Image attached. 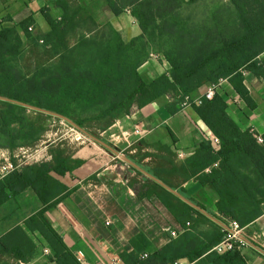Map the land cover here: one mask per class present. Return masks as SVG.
<instances>
[{
    "label": "trees",
    "instance_id": "16d2710c",
    "mask_svg": "<svg viewBox=\"0 0 264 264\" xmlns=\"http://www.w3.org/2000/svg\"><path fill=\"white\" fill-rule=\"evenodd\" d=\"M197 1L106 0L115 15L129 8L139 23L142 34L126 43L111 23L99 24L76 0H55L63 14L54 19L47 8L43 9L49 33L36 36L29 31L33 18L20 24L28 50L16 27L0 28V97L66 117L95 137L134 109L141 110L165 96L173 99L170 109L174 114L186 96L192 97L201 87L225 78H231L239 95L254 109L241 71L264 77V0H228L232 9L221 6L222 11L213 16L214 25L198 21L195 15H184ZM152 53H161L171 69L148 82L139 68ZM193 109L219 140V148L205 141L183 164L162 157L157 167L147 171L173 190L181 185L171 181L174 176L183 182L200 180L219 196L213 217L224 225L235 220L245 228L264 215V135L260 144L250 130H242L227 113L226 101L219 94ZM26 111L38 119L45 115L0 100L1 149L33 145L43 133L35 121L26 119ZM163 149L171 152L169 147ZM49 155L50 161L23 166L0 179V208L29 188L43 204L24 222L25 227L16 226L0 238V264H28L33 259L37 245L27 231L44 238L53 252L50 259L57 264H81L46 213L70 193L60 178L80 169L84 161L69 156L62 143L51 146ZM147 158L154 161L157 157L147 153L143 159ZM164 161L172 168L166 169ZM135 163L140 166V162ZM207 169L210 171L205 172ZM136 173L142 179L128 185L137 197H156L183 231L176 237L170 234L171 241L154 251L143 235L133 238V250L119 255L123 264H175L183 260L247 264L242 250L213 251L226 235L222 226L154 180ZM91 180L98 182L96 176ZM179 193L184 194L182 190Z\"/></svg>",
    "mask_w": 264,
    "mask_h": 264
},
{
    "label": "crops",
    "instance_id": "0c3cea01",
    "mask_svg": "<svg viewBox=\"0 0 264 264\" xmlns=\"http://www.w3.org/2000/svg\"><path fill=\"white\" fill-rule=\"evenodd\" d=\"M54 2L55 0H0V28L16 27L26 43L20 24L33 18L35 35L44 36L49 33L50 26L43 15V9L47 8L54 19L61 18L63 14L61 7ZM76 3L86 8L99 24L111 23L126 43L142 34L139 23L129 8L124 9L120 15H115L106 0H76ZM152 54L139 68V73L148 82L169 74L171 69L161 53ZM241 74L243 86L255 105L254 109L239 95L231 78L219 81L216 94L224 98L227 113L242 130H254L263 136L264 77L246 69ZM208 87L209 85L201 87L192 97L201 96ZM173 102V99L165 96L137 110L141 124L147 131V153L157 157L154 161L145 159V162L151 163L152 168L157 167L162 157L172 159L176 165L183 164L205 141H211L216 149L219 148L214 141V134L193 107H177L178 111L173 114L170 109ZM163 146L169 147L171 152H167ZM2 155H6V151H0V157ZM164 162L166 169L172 168V165ZM209 171L207 169L205 172ZM93 176L98 179L97 183L91 180ZM170 179L181 184L175 191L182 190V196L208 214H217L216 203L219 196L212 187L202 186L196 178L187 182H183L179 176ZM60 181L68 187L70 193L56 208L48 211L46 217L68 248L76 257L82 258L83 264H123L119 255L133 250L130 243L133 238L143 235L149 249L154 251L171 241L172 230H180L175 218L156 197L139 199L129 187L128 181L110 168L91 173L71 185L63 178ZM42 208L43 204L31 188L16 197H10L0 208V238L16 226L25 227L24 222ZM108 219L115 222L110 227L106 226ZM27 232L37 245L36 253L28 264H57L50 259L53 252L44 238L38 232ZM243 234L256 246L242 250L247 264H264V215L245 227Z\"/></svg>",
    "mask_w": 264,
    "mask_h": 264
},
{
    "label": "rangeland",
    "instance_id": "374dc122",
    "mask_svg": "<svg viewBox=\"0 0 264 264\" xmlns=\"http://www.w3.org/2000/svg\"><path fill=\"white\" fill-rule=\"evenodd\" d=\"M221 6L232 9L230 8L231 5L228 0H199L188 6L184 10V15H195L198 21H208L211 25H214L216 20L213 16L218 15L222 11L220 9ZM231 20L232 17L228 21ZM27 44L24 47L25 49L28 48ZM261 58H264V54ZM25 117L30 121H35L34 123L37 124V127L43 133L33 145L14 150L0 148V151H6V155L16 164L26 166L43 161H50L49 149L53 145L62 143L63 148L66 149L69 156L84 161V165L80 169L63 178L70 185L104 168L114 170L128 182L142 179L136 173L138 170L63 119L49 114H45L42 118L38 119V116L31 111H26ZM114 125L116 126H112V129L109 128L107 131L100 133L97 138L115 148L122 155L129 158L132 157L136 162H140V166L144 169H151V163L145 162L143 159V156L147 154L148 143L145 141L147 133L141 131V128L144 129V126L141 124V117L137 114V109L132 111L129 118L126 116ZM14 128L19 127L16 126ZM139 131L140 133H138ZM2 142L6 145V141ZM0 162H3L2 159H0ZM142 176L146 177L144 174Z\"/></svg>",
    "mask_w": 264,
    "mask_h": 264
},
{
    "label": "built area",
    "instance_id": "2783aa9c",
    "mask_svg": "<svg viewBox=\"0 0 264 264\" xmlns=\"http://www.w3.org/2000/svg\"><path fill=\"white\" fill-rule=\"evenodd\" d=\"M29 31L35 32L36 31L35 27L31 26L29 28ZM218 85H219V83L215 84V85H210L208 87V89L201 96H199L197 98H193L191 96H186L184 101L179 105L180 108L193 107L194 105L199 106L203 103L204 99L212 100L216 95ZM141 131L143 133H147L145 128L144 129L141 128ZM138 133H140V131ZM251 133L253 134L254 138H256L258 140V142L260 144L263 143V136L261 134H259L258 132L254 131V130H251ZM214 141H215V143L219 144V140L216 137L214 138ZM0 159H2V161H3V162H0V179L5 177L9 173L16 171V170H19L21 167H23L22 164H16L15 162H13L7 155H2L0 157ZM114 223L115 222L113 219H108L106 221V226L110 227ZM225 226L229 227L230 230L223 227L226 231V235L224 236L223 240L213 248V251L217 252L218 254H225V253L233 251V250H243L245 248L250 247V245L242 239V237L244 236V234H243L244 228H242L237 221L230 220L228 222V225H225ZM182 231L183 230L180 228V230L178 232L172 230L170 232V234L172 237H176ZM46 252H48V250H46ZM146 257H147V254H144L143 258H146ZM77 259L81 264H83L82 258L80 259L79 257H77ZM112 264H119V263H112ZM175 264H197V263L196 262H188L186 260H183V261H178Z\"/></svg>",
    "mask_w": 264,
    "mask_h": 264
},
{
    "label": "water",
    "instance_id": "95a60500",
    "mask_svg": "<svg viewBox=\"0 0 264 264\" xmlns=\"http://www.w3.org/2000/svg\"><path fill=\"white\" fill-rule=\"evenodd\" d=\"M0 100L3 101H7V102H11L17 105H22L25 107H28L30 109L45 113V114H49L52 115L54 117L63 119L65 121H67L71 126H73L74 128H76L77 130H79L80 132H82L83 134L89 136L90 138H92L95 142L99 143L101 146H103L105 149H107L108 151H110L111 153H113L114 155L120 157L121 160L125 161L126 163H128L130 166L134 167L136 170H138L139 172H141L142 174H144L146 177L154 180L156 183L160 184L162 187H164L166 190H168L169 192L175 194L177 197H179L181 200H183L185 203H187L188 205H190L191 207H193L194 209H196L197 211L201 212L202 214L206 215L209 219H211L212 221L216 222L217 224H219L220 226L230 230L229 227L223 225L220 221H218L216 218H214L212 215L208 214L207 212H205L203 209H201L199 206L195 205L193 202H191L190 200L186 199L184 196H182L179 192L171 189L170 187H168L167 185H165L163 182H161L160 180H158L157 178H155L154 176H152L149 172H147L146 170H144L141 166L137 165L134 161H132L129 157L122 155L120 152H118L115 148H113L112 146H110L109 144L105 143L103 140L91 135L90 133H88L87 131H85L84 129L80 128L79 126H77L73 121L67 119L66 117H63L61 115L52 113V112H48L45 110H41L38 108H34L31 106H27L25 104H22L20 102H16L13 100H9L6 98H2L0 97ZM242 239L244 241H246L250 246H252L253 248H256V246L250 242L249 240H247V238H245L244 236L242 237Z\"/></svg>",
    "mask_w": 264,
    "mask_h": 264
}]
</instances>
